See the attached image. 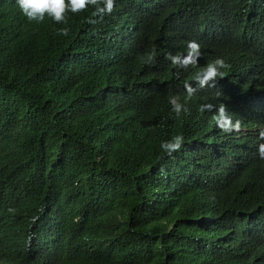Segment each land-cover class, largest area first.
I'll use <instances>...</instances> for the list:
<instances>
[{
	"label": "trees",
	"instance_id": "obj_1",
	"mask_svg": "<svg viewBox=\"0 0 264 264\" xmlns=\"http://www.w3.org/2000/svg\"><path fill=\"white\" fill-rule=\"evenodd\" d=\"M92 11L69 13L62 36L0 0L2 251L12 264H264V0H116L94 25ZM193 40L197 67L222 57L231 79L177 118L169 98L184 102L197 68L177 78L166 57ZM206 103L241 133L217 129Z\"/></svg>",
	"mask_w": 264,
	"mask_h": 264
},
{
	"label": "clouds",
	"instance_id": "obj_2",
	"mask_svg": "<svg viewBox=\"0 0 264 264\" xmlns=\"http://www.w3.org/2000/svg\"><path fill=\"white\" fill-rule=\"evenodd\" d=\"M15 5L20 13L26 18L28 23L41 24L46 19L53 21L59 25H65L58 29V35L68 36L71 28L68 27V14L78 15L93 9L91 17L88 19L89 24H96L103 20L107 15H111L116 7V0H15ZM248 46V40L244 31L239 34L236 50L244 49ZM253 54L251 58L255 57ZM157 58V50L153 47L149 52L145 53L141 60L147 65H152ZM201 58L200 44L195 40L186 42L184 53L172 55L169 54L166 59L170 65L177 69L176 77L179 78L180 70L187 71L189 68H197L191 76V82H184V102H181L179 96L169 98L171 111L177 118L182 113L187 112L186 104L190 101L198 90H203L207 87H215L222 80L226 83L231 79L230 65L222 57H217L208 62L203 67H197ZM250 66L253 67V73L256 70V65L251 61ZM195 84V87L193 86ZM230 90H238L234 85H226ZM199 111L212 112V122L217 129L226 134L241 133L242 123L239 119L233 121L228 113L227 106L224 103L213 105L212 103L202 104ZM258 140L261 141L257 146V155L261 160H264V128H261L257 133ZM183 137L176 135L169 140L161 143L160 148L167 156H172L178 152L183 145ZM9 212H15L14 209H9ZM0 264H12L11 256L7 255L0 248Z\"/></svg>",
	"mask_w": 264,
	"mask_h": 264
}]
</instances>
